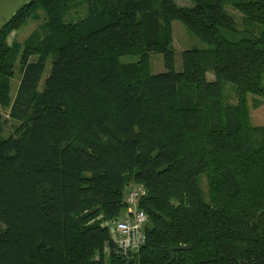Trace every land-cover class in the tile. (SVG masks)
I'll use <instances>...</instances> for the list:
<instances>
[{
	"label": "trees",
	"instance_id": "trees-1",
	"mask_svg": "<svg viewBox=\"0 0 264 264\" xmlns=\"http://www.w3.org/2000/svg\"><path fill=\"white\" fill-rule=\"evenodd\" d=\"M187 1L29 0L3 25L0 264H264V126L250 119L264 101V0ZM37 10L40 31L9 43ZM175 20L207 45L179 71ZM131 185L148 223L126 258L102 225Z\"/></svg>",
	"mask_w": 264,
	"mask_h": 264
},
{
	"label": "rangeland",
	"instance_id": "rangeland-1",
	"mask_svg": "<svg viewBox=\"0 0 264 264\" xmlns=\"http://www.w3.org/2000/svg\"><path fill=\"white\" fill-rule=\"evenodd\" d=\"M179 6H192V3L187 0H174ZM29 0H0V29L5 25V23ZM87 9L86 5L84 4L81 7H78L77 10H73L70 12L68 16H66V20H78L86 15ZM227 12L232 15L236 21V25L239 30L243 29V21L242 15L237 12L232 6L227 7ZM33 14V13H32ZM45 21V14L42 10H37L33 15L28 16L23 25L16 31L13 32L9 36V43L12 41H17L18 43H24L28 38H30L36 31H40L39 29L44 24ZM173 50L176 60V70L179 71L181 69L182 64V53L189 49H202L207 48V45L201 42L199 39L195 38L192 34L188 32L185 28L183 23L180 21H173ZM35 60V59H33ZM138 57H122L120 58L121 63H136L138 62ZM150 63H151V71L153 74H159L165 72L164 67V59L161 54H151L150 56ZM50 65L47 66V69L43 73V77L41 79V85H43L44 80L49 75ZM20 72H19V65L16 66L14 75L12 77L11 82V94L12 96L15 95L18 84L20 81ZM209 79H213V74H208ZM226 93L228 95V100L230 103L235 104L236 100V90L232 86H227ZM259 99V98H258ZM263 104L254 109L251 107L250 110V119L251 123L255 127H263L264 126V101L260 98ZM250 103H252V98L250 97ZM12 123V122H11ZM10 123V124H11ZM15 124V123H12ZM5 135L8 136L13 132L11 126H7L5 128ZM201 185L203 187L205 197H207V186H206V179L204 177L201 178ZM134 185H131L128 189H131ZM127 195V193H126ZM126 198V197H125Z\"/></svg>",
	"mask_w": 264,
	"mask_h": 264
},
{
	"label": "built area",
	"instance_id": "built-area-1",
	"mask_svg": "<svg viewBox=\"0 0 264 264\" xmlns=\"http://www.w3.org/2000/svg\"><path fill=\"white\" fill-rule=\"evenodd\" d=\"M145 194L142 186L128 189L125 198L126 210L120 217L105 221L102 225L109 231L111 241L115 245V253L122 257L127 258L128 255L138 252L145 242L148 216L139 208Z\"/></svg>",
	"mask_w": 264,
	"mask_h": 264
},
{
	"label": "water",
	"instance_id": "water-1",
	"mask_svg": "<svg viewBox=\"0 0 264 264\" xmlns=\"http://www.w3.org/2000/svg\"><path fill=\"white\" fill-rule=\"evenodd\" d=\"M3 29V27L0 29V32H1V30ZM190 249V247L189 246H187V247H181V248H178L177 250H189ZM135 253V252H134Z\"/></svg>",
	"mask_w": 264,
	"mask_h": 264
}]
</instances>
